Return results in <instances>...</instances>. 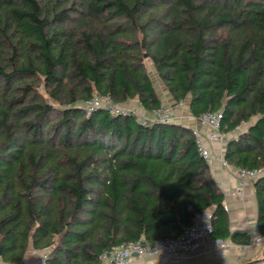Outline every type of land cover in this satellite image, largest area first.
Listing matches in <instances>:
<instances>
[{
  "label": "trees",
  "instance_id": "obj_1",
  "mask_svg": "<svg viewBox=\"0 0 264 264\" xmlns=\"http://www.w3.org/2000/svg\"><path fill=\"white\" fill-rule=\"evenodd\" d=\"M147 55V57H145ZM195 119L223 114L226 161L264 169V0H0V259L100 264L119 245L177 239L224 194L193 129L107 108L161 109L152 72ZM264 236V175L254 183Z\"/></svg>",
  "mask_w": 264,
  "mask_h": 264
},
{
  "label": "crops",
  "instance_id": "obj_2",
  "mask_svg": "<svg viewBox=\"0 0 264 264\" xmlns=\"http://www.w3.org/2000/svg\"><path fill=\"white\" fill-rule=\"evenodd\" d=\"M167 96L166 92V98L163 99V102L165 100L172 101L171 97L168 96L167 98ZM143 113L144 115L150 114L144 110ZM176 117L175 123L191 127L192 129L199 127L198 121L189 112L186 116L176 115ZM248 125L243 124L239 133L246 131ZM228 138L230 139L231 136L229 135ZM228 141L224 144L213 143L211 145L213 160L209 165L214 180L224 194L223 206L229 220L230 236L227 239H219L212 236L205 241L199 252L190 259L147 256L134 258L131 264H264V246L261 248L253 246V240L256 237L263 236L258 227V206L254 189L256 181H247L242 185L238 178V169L230 164L228 166L223 165V161L226 160L225 153ZM213 211L214 208L200 215V220L206 214H213ZM236 231H249L252 239L251 245L246 246L240 243L246 241L248 237L247 234L242 233L235 235V239L239 243H233L231 236ZM216 240H221L227 244L230 243V246L224 248L218 247ZM44 255L45 252L37 251L31 246L25 259L18 264H46ZM0 264L9 263H5L0 259Z\"/></svg>",
  "mask_w": 264,
  "mask_h": 264
},
{
  "label": "built area",
  "instance_id": "obj_3",
  "mask_svg": "<svg viewBox=\"0 0 264 264\" xmlns=\"http://www.w3.org/2000/svg\"><path fill=\"white\" fill-rule=\"evenodd\" d=\"M88 112L95 109L107 108L114 115H126L131 111L126 106L113 105L95 95L91 100L85 103ZM151 117H144L143 120H151L159 123L170 124L175 122L173 111L163 106L161 109L150 113ZM223 114L221 112H208L196 119L199 127L194 128L195 137L199 155L207 162L211 163L213 155L211 145L213 143L224 144L229 140L228 136L237 137L241 127H238L231 133H224L221 130ZM223 165L229 163L224 160ZM264 175V169H238V178L242 185L247 181H256ZM227 209V207H226ZM200 215L195 216L194 223L182 228V234L177 239H162L155 242H146L143 240L129 242L119 245L109 251H105L100 257V264H131L134 258H143L147 256H164L169 259L193 258L203 247L205 241L213 236L214 226L212 214H206L202 220ZM218 247L224 248L230 246L221 240H216ZM255 248L264 246V236L256 237L253 240ZM46 258V254L44 255Z\"/></svg>",
  "mask_w": 264,
  "mask_h": 264
},
{
  "label": "rangeland",
  "instance_id": "obj_4",
  "mask_svg": "<svg viewBox=\"0 0 264 264\" xmlns=\"http://www.w3.org/2000/svg\"><path fill=\"white\" fill-rule=\"evenodd\" d=\"M147 63V66H148V69L150 72L154 73V68H153V65L151 63L150 60H147L146 61ZM153 77L155 79V83H156V86H157V89H158V92L160 94V96H162L163 99H165V88L164 86L162 85V82L158 79L156 73L153 74ZM168 98V96H167ZM163 105L167 108V109H170L171 111H173L174 113V118H175V121L177 120L176 118V115H181V116H186L188 115V108H189V105H188V102H184V103H180V104H175V102L172 101H166L163 102ZM127 108H129L131 111H134V113L140 117L141 119H143V116H146V117H151V114H146L144 115L143 113V109L141 108V106L136 102V101H132L130 102L127 106ZM152 118V117H151ZM182 120V119H180Z\"/></svg>",
  "mask_w": 264,
  "mask_h": 264
},
{
  "label": "water",
  "instance_id": "obj_5",
  "mask_svg": "<svg viewBox=\"0 0 264 264\" xmlns=\"http://www.w3.org/2000/svg\"><path fill=\"white\" fill-rule=\"evenodd\" d=\"M145 57H147V55H146ZM237 233L247 234V235H248L247 240H246V241H242V242H240V243L243 244V245H246V246L251 245V243H252V239H251V234H250L249 231H236V232H234L233 235L231 236V240H232L233 243H239V242L236 241V239H235V235H236ZM0 254H1V252H0Z\"/></svg>",
  "mask_w": 264,
  "mask_h": 264
}]
</instances>
